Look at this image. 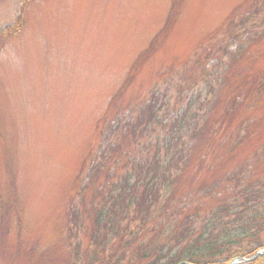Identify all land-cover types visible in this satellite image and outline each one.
Returning <instances> with one entry per match:
<instances>
[{
    "label": "rangeland",
    "instance_id": "374dc122",
    "mask_svg": "<svg viewBox=\"0 0 264 264\" xmlns=\"http://www.w3.org/2000/svg\"><path fill=\"white\" fill-rule=\"evenodd\" d=\"M22 1L0 0V26ZM22 11L21 30L0 38V264L82 261L75 254L89 244L86 227H70L69 206L92 197V186L82 198L79 189L102 120L104 129L129 118L133 126L152 95L164 122L214 88L203 118L222 117L226 135L242 119L249 129L231 153L220 140L203 148L206 135L192 142L175 196L246 162L255 164L246 182L264 178V0H26ZM160 124L142 135L136 159L165 136ZM201 201V214L215 206Z\"/></svg>",
    "mask_w": 264,
    "mask_h": 264
},
{
    "label": "trees",
    "instance_id": "16d2710c",
    "mask_svg": "<svg viewBox=\"0 0 264 264\" xmlns=\"http://www.w3.org/2000/svg\"><path fill=\"white\" fill-rule=\"evenodd\" d=\"M25 5L23 0L14 19L0 26V38L21 30ZM213 90L208 89L202 100L189 98L164 122L154 109L161 107L154 95L144 103L143 116L133 126H129V118L124 122L113 120L104 129L102 120L100 142L79 189L82 198L92 186V197L89 202L80 199L78 206H69L70 227L85 225L89 240L85 249L75 254L76 259L88 258L89 264H118L116 259L122 256L116 253L121 251L122 255L129 254L130 264L136 260L138 264H229L237 257L250 258L262 250L255 258L237 264H264V178L253 183L246 182L244 176L254 162L240 165L238 172L219 182L200 184L193 193L174 194L180 173L192 157V142L206 135L203 148L220 140L219 150L231 153L248 137L243 119L234 133L226 135L222 117L211 122L203 118L213 111L217 98ZM154 122H162L165 136L156 139L152 153L136 159L134 150L139 148L142 135L152 132ZM110 136L113 139H108ZM124 145L130 148L126 150ZM206 155L202 149L196 160ZM257 161H264V150ZM206 198H213L215 206L201 214L204 202H194Z\"/></svg>",
    "mask_w": 264,
    "mask_h": 264
},
{
    "label": "water",
    "instance_id": "95a60500",
    "mask_svg": "<svg viewBox=\"0 0 264 264\" xmlns=\"http://www.w3.org/2000/svg\"><path fill=\"white\" fill-rule=\"evenodd\" d=\"M257 254H259V252H257L256 254H254L251 258H254ZM238 259H239V258H237V259L231 261L230 264L237 262ZM243 260L246 261L247 259H243Z\"/></svg>",
    "mask_w": 264,
    "mask_h": 264
}]
</instances>
